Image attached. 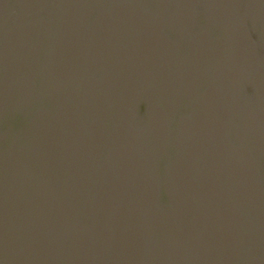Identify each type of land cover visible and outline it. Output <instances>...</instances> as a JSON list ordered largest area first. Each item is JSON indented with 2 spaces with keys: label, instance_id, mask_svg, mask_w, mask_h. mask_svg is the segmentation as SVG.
<instances>
[{
  "label": "water",
  "instance_id": "1",
  "mask_svg": "<svg viewBox=\"0 0 264 264\" xmlns=\"http://www.w3.org/2000/svg\"><path fill=\"white\" fill-rule=\"evenodd\" d=\"M0 264H264V0H0Z\"/></svg>",
  "mask_w": 264,
  "mask_h": 264
}]
</instances>
